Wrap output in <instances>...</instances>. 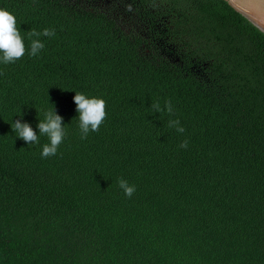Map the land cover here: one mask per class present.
<instances>
[{
	"label": "trees",
	"instance_id": "trees-1",
	"mask_svg": "<svg viewBox=\"0 0 264 264\" xmlns=\"http://www.w3.org/2000/svg\"><path fill=\"white\" fill-rule=\"evenodd\" d=\"M0 8L26 50L0 62V264H264L260 29L225 0ZM45 28L55 34L32 37L44 44L32 57L28 32ZM75 92L106 102L86 139ZM165 101L172 115L152 107ZM53 107L66 135L41 158L48 138L27 144L11 125L39 135Z\"/></svg>",
	"mask_w": 264,
	"mask_h": 264
},
{
	"label": "clouds",
	"instance_id": "clouds-1",
	"mask_svg": "<svg viewBox=\"0 0 264 264\" xmlns=\"http://www.w3.org/2000/svg\"><path fill=\"white\" fill-rule=\"evenodd\" d=\"M130 10V9H129ZM54 30L45 28L42 32H37L34 29L29 30L28 36L31 40L30 56L35 57L40 50L44 48V44L39 39H32V37L53 36ZM25 46L23 38L20 35L19 29L16 27L15 16L6 9L0 8V62L4 64L14 63L21 59L25 54ZM74 101L77 106L76 111L79 118V128L81 131V139H86L89 131H98L100 125L106 118V102L102 98H88L86 95L75 92ZM54 106V105H53ZM157 112L165 109L169 115L173 114L171 101H165L164 108H160L158 102L152 105ZM168 126L175 127L178 133H183L185 129L180 126L178 119L169 120ZM39 135L28 123H22L21 120H15L11 125L12 131L17 138L22 139L27 144H38L40 136H46L48 143H45L42 148L41 158H48L57 153L59 145L62 143L66 132L62 117L56 114L54 107L50 110L44 111V119L40 120L37 125ZM188 141L184 140L181 148H187ZM118 186L123 190L125 196L131 198L136 191L134 185H129L124 179L118 180Z\"/></svg>",
	"mask_w": 264,
	"mask_h": 264
},
{
	"label": "water",
	"instance_id": "water-1",
	"mask_svg": "<svg viewBox=\"0 0 264 264\" xmlns=\"http://www.w3.org/2000/svg\"><path fill=\"white\" fill-rule=\"evenodd\" d=\"M264 33V0H225Z\"/></svg>",
	"mask_w": 264,
	"mask_h": 264
}]
</instances>
